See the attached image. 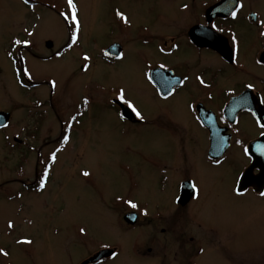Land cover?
<instances>
[{
  "label": "rangeland",
  "instance_id": "obj_1",
  "mask_svg": "<svg viewBox=\"0 0 264 264\" xmlns=\"http://www.w3.org/2000/svg\"><path fill=\"white\" fill-rule=\"evenodd\" d=\"M29 1L34 3L0 0V112L10 115L7 127L0 129V264H78L102 248L101 243L119 252L106 264H147L129 258L134 237L125 230L122 215L105 208L117 196H130L139 206L155 202L156 197L160 206H168L174 190L171 182L159 191L149 180L154 176L150 158L162 140L140 132L127 135L113 113L100 112L101 97L117 87L150 116L140 101L146 84L133 63L109 73L105 82L98 61L88 75L76 72L71 63L73 53L84 50L92 60L104 46L103 17L110 11H121L128 18L129 30L131 22L147 12L131 0H73L81 26L79 41L74 50L62 54L69 29L65 21L71 10L67 0ZM256 7L264 12L260 4ZM129 30L125 31L128 35ZM57 51L54 59H48ZM69 111L78 123L73 122L69 141L60 142L61 135L66 136L60 125L68 120ZM24 143L31 148L41 146L40 160L47 159L54 147L58 149L43 191L22 189V160L30 161L29 181L37 158ZM86 171L90 177L83 175ZM216 176L212 190L222 192L232 172L221 168ZM213 191L202 188L196 206H202L199 216L218 224L219 235L230 239L219 251L230 252L233 258L248 254L264 258V252L260 253L264 250V200L225 199ZM173 249L157 244L149 257L169 256Z\"/></svg>",
  "mask_w": 264,
  "mask_h": 264
},
{
  "label": "flooded vegetation",
  "instance_id": "obj_2",
  "mask_svg": "<svg viewBox=\"0 0 264 264\" xmlns=\"http://www.w3.org/2000/svg\"><path fill=\"white\" fill-rule=\"evenodd\" d=\"M131 2L147 12L131 22V32L127 26L128 18L118 15L121 11H110L109 16L103 17L104 46L93 56V61L89 52L79 50L71 56V63L76 72L88 75L94 72L91 66L98 61L104 82L109 73L124 65L133 63V68L139 69L137 74L141 73L146 84V89L140 90V101L151 115H144L127 99V93L124 98L136 111L117 99L121 91L117 87L101 97L103 108L100 112L104 115L113 113L127 135L134 137L135 132H140L162 140L155 144L158 151L150 158L154 176L149 180L159 191L170 182L174 190L165 207L159 205L156 197L155 202L151 200L147 206H139L130 196H117L108 208H101L122 215L125 230L134 237L130 246L133 254L129 258L134 256L147 264H264V258L249 254L244 258H233L230 252L221 253L220 246H225L230 239L219 235L218 224L199 216L202 206H196L203 196L202 188L213 191L216 174H221V168L224 172H232V178L224 183L228 185L225 190L213 191L216 195L248 202L264 200L261 195L264 193V175L259 177V169L254 168L248 182L241 185L242 177L253 164L250 153L254 151L253 145L259 142L264 146V12L256 7L258 4L264 7V0ZM27 3L34 2L27 0ZM69 13L70 17L71 10ZM76 18L78 27L71 18L65 21L69 29L62 54L74 50L79 41L81 26L77 11ZM73 32L76 33L75 43L72 42ZM57 54L58 51L53 52L48 59H54ZM75 121L78 123L69 111L68 120L60 125L68 141V132ZM63 140L64 134L58 141ZM65 144L69 143L62 146ZM26 148L35 151L37 158L29 181L26 174L30 161L22 160V189L43 191L55 165L52 154L58 149L54 147L47 159L40 160L41 146ZM245 148L249 149L247 156ZM257 151L264 159V154ZM46 169V184L40 189L39 181ZM87 176L90 177V173ZM259 179L261 185H258ZM202 180L205 185L198 184ZM192 184L196 185L195 190ZM100 201L103 203L102 199ZM127 201L138 207L131 208ZM129 216L135 217L133 221L126 219ZM115 227L117 229L118 224ZM157 244L163 248L173 246L172 254L150 258ZM100 245L102 248L78 264L103 250H113V253L89 264H106L119 256L115 247ZM263 252L260 251L262 255Z\"/></svg>",
  "mask_w": 264,
  "mask_h": 264
},
{
  "label": "snow or ice",
  "instance_id": "obj_3",
  "mask_svg": "<svg viewBox=\"0 0 264 264\" xmlns=\"http://www.w3.org/2000/svg\"><path fill=\"white\" fill-rule=\"evenodd\" d=\"M25 2L27 3V0H25ZM67 2H68V6H69V8L71 9V15H70V18L72 19V21L74 22V24L78 27V21H77V18H76V6H75V4L73 3V0H67ZM62 15H63V14H62ZM118 15H121V17L124 18V17H123V14L118 13ZM232 15L235 17L236 13L233 12ZM66 18H68V17H66ZM125 20H126V18H125ZM126 22H127V21H126ZM212 28H216V25H212ZM29 35H31V33H29ZM72 42H73V43L76 42V33H75V32L72 33ZM16 43H20V41H17ZM25 43H27V41H25ZM85 59H88V57H85ZM201 82L203 83V81H201ZM53 86H54V85H53ZM117 99H119V100H121V101H124L125 103H128V106H129L130 108H132L133 111H136V109L134 108V106H133L130 102H128V101L125 100L123 89H121V91H120V93H119ZM136 114H137V116L140 115L139 112H136ZM262 126H264V125H262ZM67 140H68V137L65 136V137H64V141L67 142ZM257 149L261 152V154H264V146L257 145ZM244 154H245L246 156L249 155V149H248V148H245V149H244ZM55 158H56V154L53 153V154H52V160L54 161ZM83 175L87 176V175H89V173L85 172V173H83ZM46 177H47V169L45 170L44 176H42V177L40 178V181H39V188H40V189H43V188L45 187V184H46V179H45V178H46ZM192 188L195 190V189H196V185H195V184H192ZM261 195H264V193H261ZM177 199H179V197H177ZM127 203H128L129 206H130L131 208H133V209H135V208L138 207V205H137L136 203L132 202V201H127ZM9 227H12L11 223H9ZM81 231H83V229H81ZM24 242H25V243H30V241H24ZM2 251H3V250H0V252H2ZM3 254H4V255H7L6 252H4Z\"/></svg>",
  "mask_w": 264,
  "mask_h": 264
},
{
  "label": "water",
  "instance_id": "obj_4",
  "mask_svg": "<svg viewBox=\"0 0 264 264\" xmlns=\"http://www.w3.org/2000/svg\"><path fill=\"white\" fill-rule=\"evenodd\" d=\"M9 119H10V115L8 113L0 112V128L6 127V125L9 122ZM257 145H259V142L253 145L254 151H252V149H251L252 152H250V153L253 157V164H252V167L250 168L251 170L247 171V173H245L244 176L242 177V183H241L242 187H243V185H245V183L248 182L249 177H250V173L254 168H257L260 170L259 177L264 175V167H263L264 166V164H263L264 159H263L262 155H260V153L257 151L258 150ZM261 183L262 182L259 179L258 185H261ZM134 218H135L134 216L126 217V219H129L130 221H133ZM112 253H113V250H103V251L99 252L97 255H95L94 257H92L91 259L84 262L83 264L95 263L99 260H102L103 258L109 257L110 255H112Z\"/></svg>",
  "mask_w": 264,
  "mask_h": 264
}]
</instances>
